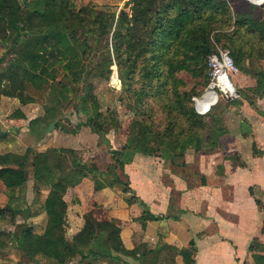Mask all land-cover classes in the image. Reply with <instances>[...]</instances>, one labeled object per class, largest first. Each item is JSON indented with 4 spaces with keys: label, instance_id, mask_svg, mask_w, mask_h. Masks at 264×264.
Returning <instances> with one entry per match:
<instances>
[{
    "label": "trees",
    "instance_id": "16d2710c",
    "mask_svg": "<svg viewBox=\"0 0 264 264\" xmlns=\"http://www.w3.org/2000/svg\"><path fill=\"white\" fill-rule=\"evenodd\" d=\"M230 1L125 0L122 9L112 12L79 6L73 0H0V97L39 105L40 114L27 122L30 134L38 139L50 122H55L54 131L71 107L84 120L64 131L74 133L83 126L101 138L110 121L94 89L108 80L112 63L123 94L116 101L128 99L133 105L124 142L114 149L108 145L110 161L102 166L94 160L82 161L73 148L44 147L48 142L27 146L21 153L0 152V187L20 191L30 178L31 191L40 200L38 210L45 215L37 234L25 222L37 214L33 209L0 207V220L5 208L18 214L24 211L20 222L10 223L12 231L0 233L5 236L0 238V251L9 243L34 264H41L40 259L51 264L121 261L120 254L126 251L119 226L110 219H97L92 210L83 215L79 231L66 240L64 195L92 173L110 176L123 192L130 191L123 165L136 153L153 155L164 146L163 155L173 161L188 148L199 153L220 146L225 132L215 113L197 114L190 97L199 91L184 90L177 77L184 72L202 78V85L208 83L206 57L215 45L227 49L237 70L254 80L253 86L238 90V97L256 108L255 98L264 97V13L232 11ZM246 1L258 5L264 0ZM92 46L104 52L95 63L89 55ZM154 110L162 114V123H154ZM10 116L24 118L18 110ZM126 200L143 206L133 195ZM256 203L260 206L259 200ZM158 218L146 209L140 215L141 220ZM258 245L252 241L249 247L252 251ZM251 256L255 262L263 261V256Z\"/></svg>",
    "mask_w": 264,
    "mask_h": 264
},
{
    "label": "crops",
    "instance_id": "0c3cea01",
    "mask_svg": "<svg viewBox=\"0 0 264 264\" xmlns=\"http://www.w3.org/2000/svg\"><path fill=\"white\" fill-rule=\"evenodd\" d=\"M238 80L234 84L237 91L254 85L246 74ZM223 100L229 102L230 108L221 114L223 125L218 118L225 133L213 151L192 156L186 150L181 159L173 161L159 152L136 153L123 165L130 191L123 192L110 176L98 173L87 174L67 190L64 200L68 242L81 228L83 215L89 210L97 219L113 220L120 228L126 251L120 254L121 261L99 259L91 264H264V97L255 98L256 108L238 96ZM15 110L24 118L10 116ZM38 114L37 104L21 105L15 98L0 97L4 132L19 129L20 134L29 133L27 122ZM97 138L86 127L63 135L55 131L44 141L48 142L44 147H69L84 154L94 150ZM91 156L99 157L98 152ZM109 161L107 154L96 164L99 167V163ZM132 195L143 206L135 201L128 203L126 199ZM144 209L161 218L141 220ZM38 213L45 220L44 213ZM252 241L259 245L251 251ZM254 253L263 256V261L255 262L251 256Z\"/></svg>",
    "mask_w": 264,
    "mask_h": 264
},
{
    "label": "rangeland",
    "instance_id": "374dc122",
    "mask_svg": "<svg viewBox=\"0 0 264 264\" xmlns=\"http://www.w3.org/2000/svg\"><path fill=\"white\" fill-rule=\"evenodd\" d=\"M76 5L79 6H89L96 10H108L112 12H118L120 9L123 8V3L125 0H73ZM230 8L232 11L241 10L251 13L252 16L259 15L264 13V1L261 2L258 5L252 4L246 0H231L230 1ZM94 44L93 42H91ZM216 45L214 46V48ZM219 47V46H218ZM2 52V48L0 46V54ZM90 60L92 63H95L99 61L102 58V55H104V52L99 49L92 46L90 51ZM256 64V63H255ZM207 66V65H206ZM257 68V65H254ZM111 69V73L109 75V78L107 81H102L100 83H97L94 89V93L99 101L101 111L108 117L109 125L107 130L104 132L103 136L100 138H97V145L94 146V140L92 143H90L91 148H93V151H90L88 149V153L86 151L83 153H80L79 156L81 160L88 161L95 159L96 163H98V159H103L107 157V145L114 146L115 148H118L121 146V144L125 140L126 131H127V125L132 118L133 113V105L132 103L127 99V101H116L120 96H123L121 90V84L117 77L116 72V66L112 63L111 66H109ZM241 74L239 71H235L232 73V82L233 84H236V81L238 82V79H241ZM177 77L182 80L183 89L184 90H191V91H199L198 95H192L190 97V100L192 98H197L202 94V92L205 90L208 83L205 85H202V78L200 77H192L188 73L180 72L177 74ZM209 77V75H208ZM238 78V79H237ZM209 82V79L208 81ZM238 96V95H237ZM237 97L233 98L236 99ZM123 99V98H122ZM229 103V102H228ZM225 100L221 98V96H218V101L212 108L205 114L215 113V117L217 121H222L221 125L224 124L223 120V112L224 110L230 108ZM155 109V104H152ZM200 105V104H199ZM193 106V102H192ZM214 107V108H213ZM108 110L105 112V110ZM194 109V107H193ZM155 114L153 116V121L156 124L157 121H160L162 123V114L159 113V111L154 110ZM201 115V114H200ZM84 120V116L81 114H75L71 110V107H68L64 111V116L61 117L60 121V127L58 126L55 128L54 131H57L61 135L65 134V129H72L76 126V123L78 121ZM113 120V121H112ZM220 124V122H219ZM0 152L5 151H17L21 153V151L29 146L34 148L35 144H40L44 142L45 140H48L54 131L45 134L42 138H36L34 135L29 134L27 132H23L20 134V130L17 129L15 132H4L5 128L0 123ZM62 127V128H61ZM87 128V127H86ZM83 126H78L77 130H82ZM70 134V133H66ZM67 138H70V136H66ZM75 139L74 137H71L70 140ZM111 140V141H110ZM63 143V142H62ZM68 143V142H67ZM111 143V145L109 144ZM164 146L160 147V154L163 155L162 149ZM165 149V148H164ZM93 152H98L99 157L91 156ZM187 153H190L192 156H195L194 154L197 152H194L192 149L188 148ZM194 153V154H193ZM169 155V152H168ZM104 164V163H103ZM103 164H100L102 166ZM28 172H30V167L28 166ZM194 170V167L191 166V171ZM30 177V176H29ZM260 199V198H258ZM261 200V199H260ZM264 201V200H263ZM262 202V200H261ZM10 206L14 208H19L21 210H24L25 207H29L30 209H33L36 215L33 217H29L25 220L26 223H29L33 231L35 233H40L43 229L45 220L41 216L38 209H40V200L38 201V197L36 198L31 191V179L28 178L26 185L22 190H13V191H7L3 190L0 187V207ZM264 209V203L261 205ZM24 214V211H21L20 214L13 213L8 211L6 208L4 209V219L0 220V233H6L13 230V225L10 224L13 220L15 222L21 221V216ZM4 234L0 238H4ZM0 262H6L10 264L14 263H22V264H34V262H29L25 258L21 257L20 253L13 248L9 243L6 244L5 248L0 251ZM41 264H51L50 262L46 261L45 259H40Z\"/></svg>",
    "mask_w": 264,
    "mask_h": 264
},
{
    "label": "built area",
    "instance_id": "2783aa9c",
    "mask_svg": "<svg viewBox=\"0 0 264 264\" xmlns=\"http://www.w3.org/2000/svg\"><path fill=\"white\" fill-rule=\"evenodd\" d=\"M206 65L208 69L209 82L200 96L192 98L193 107L197 114L207 113L210 110V107L217 102L218 96H221L222 99H233L238 95L236 93V86L231 80L232 73L238 70L233 65L227 49L216 46L215 50L206 57ZM220 76L224 78V82L222 84L219 83ZM206 91H211L215 94L214 101L205 109H198L197 100L203 97Z\"/></svg>",
    "mask_w": 264,
    "mask_h": 264
},
{
    "label": "bare ground",
    "instance_id": "6f19581e",
    "mask_svg": "<svg viewBox=\"0 0 264 264\" xmlns=\"http://www.w3.org/2000/svg\"><path fill=\"white\" fill-rule=\"evenodd\" d=\"M224 78L219 77V83H223ZM215 94L211 91H206V93L201 97L199 100H197V108L198 109H205L210 103L214 101ZM200 104V105H199Z\"/></svg>",
    "mask_w": 264,
    "mask_h": 264
},
{
    "label": "water",
    "instance_id": "95a60500",
    "mask_svg": "<svg viewBox=\"0 0 264 264\" xmlns=\"http://www.w3.org/2000/svg\"><path fill=\"white\" fill-rule=\"evenodd\" d=\"M236 93H238V91H236ZM54 127L55 122L48 123V125L40 131L39 138H42L45 134L50 133Z\"/></svg>",
    "mask_w": 264,
    "mask_h": 264
}]
</instances>
